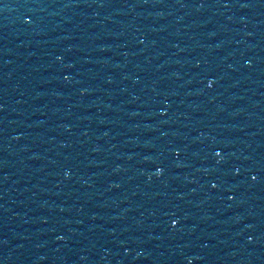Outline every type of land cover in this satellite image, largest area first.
<instances>
[{
  "label": "water",
  "instance_id": "water-1",
  "mask_svg": "<svg viewBox=\"0 0 264 264\" xmlns=\"http://www.w3.org/2000/svg\"><path fill=\"white\" fill-rule=\"evenodd\" d=\"M0 264H264V0H0Z\"/></svg>",
  "mask_w": 264,
  "mask_h": 264
}]
</instances>
